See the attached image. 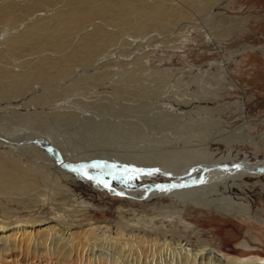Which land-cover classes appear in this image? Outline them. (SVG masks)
Returning <instances> with one entry per match:
<instances>
[{
  "label": "bare ground",
  "instance_id": "1",
  "mask_svg": "<svg viewBox=\"0 0 264 264\" xmlns=\"http://www.w3.org/2000/svg\"><path fill=\"white\" fill-rule=\"evenodd\" d=\"M223 3L224 0H0V100L22 99L20 106L34 109L33 113L25 111L24 116L14 114V118L39 120L42 124L40 129L37 125V131H52L50 124L67 129L63 137L59 135L61 140L57 137L59 142L55 137L53 140L45 136L34 139L37 131L31 135L32 131L28 130V137L18 139L19 129L8 126L2 130L0 127V264H16L19 256L27 252L35 257L49 253L64 260L73 259L75 263L82 254L86 260L84 264H264V261L249 257L253 248L249 242L238 243L237 247L244 251L229 249L225 254L223 248L207 239L195 244L184 238L180 231L171 230L170 239L158 235L160 221L153 224L156 233L147 236L106 223L87 222L73 228V220L65 226L57 221L40 222L38 219L43 214L38 210L41 205L49 212L60 211L67 218L76 219L83 213L85 205L82 202L63 209L50 205L60 199L58 195L66 197L70 192L67 184L77 180L132 203L165 199L168 204L160 215L171 214L168 223L172 227L192 224L181 215L185 208L245 221L255 219L245 180L264 176V163L250 162L246 155V160L235 162L231 151L217 158L218 154L210 150L217 143L227 146L247 144L258 150L260 147L255 137L248 134L249 122L244 120L243 126L227 130L204 117L193 119L189 113L183 112L175 115L171 105L164 109L153 105L155 110L164 111L151 113L153 117L144 118V122L152 121L159 129L168 126L171 129L163 138H152L141 131V124L136 127L130 120L107 119L138 113L134 110V103L140 98L153 100L150 96L153 89L159 91L166 84L165 77L160 79L159 87H153L150 83H140L143 80L140 77L108 70L110 66L126 64L129 58L113 56L121 52L133 58H143L152 51L143 52L142 48L139 53L138 50L143 45L147 48V42L153 39V28L164 31L171 28V24L190 21L188 19H196L197 15L208 12L212 13L209 17L212 21L217 16L214 10ZM243 23L242 20L225 18L198 33L204 35L205 43L213 46L214 39L230 37L241 31ZM186 26L182 28L186 29V35L194 33L192 26ZM105 86L115 90L114 95H119L124 103L113 102L114 106L111 101L102 103L100 100L103 99L88 102L92 98L90 92H98ZM82 94L87 96L86 101L78 100L77 96ZM191 95L181 103L191 105ZM155 99H161V96ZM192 109L198 113L208 111L199 107ZM238 110L241 118L246 119L244 109ZM179 121H183L181 126L174 127ZM81 142L94 148H115L114 152L123 148L126 154L116 152L118 159L123 157L126 161L151 168L136 170L121 165L106 168L100 163H85L86 159L81 158L80 162H75L73 158L77 159V154L73 156L74 152H67L66 147H72L82 158L105 155L91 152ZM179 143H182L181 147ZM193 144H199L201 148L194 150ZM14 152L21 154L16 156ZM83 152L90 155H82ZM258 155L255 151L253 159L257 160ZM94 164L98 166L90 167ZM95 169L103 173H95ZM51 171L57 174L53 175L54 182L50 186L57 184V188L44 185L45 180L52 177ZM119 180L138 181L142 185L134 189L117 188L114 181ZM8 204H14L15 209ZM16 210L19 212L15 213ZM257 219L264 224V219ZM196 229L193 227L192 230ZM46 261V264H59L50 259Z\"/></svg>",
  "mask_w": 264,
  "mask_h": 264
},
{
  "label": "rangeland",
  "instance_id": "2",
  "mask_svg": "<svg viewBox=\"0 0 264 264\" xmlns=\"http://www.w3.org/2000/svg\"><path fill=\"white\" fill-rule=\"evenodd\" d=\"M213 13H217V16H215L212 21L209 20V17L212 15V13L208 12L205 15L200 14L202 17L200 15H197L196 19L190 18L188 19L190 21L184 20L180 23H177L178 25L175 24L178 28L175 27L174 24V26L171 24V28L167 27L163 29L165 32L161 29L159 30L153 28V34H151L152 32L150 33L151 35H153V39L150 40L151 42H147V48L146 45L141 44L144 47L141 46L138 50L139 53L142 51V48L144 49L143 52L148 49L152 51L150 53H147V55H145L143 58H133L131 55H123L121 54V52L116 53L113 57L119 58L123 56H129V58L127 59L128 61L124 65L110 66L108 70L119 71L120 73L124 71L123 73H129L137 78L140 77L141 79L145 80H142L140 83H150V85H152L153 87H159V81H162L160 79L165 77L164 84H166L159 91L158 89H153V93H151L153 95H150L153 96V100L149 97L140 98L141 100L139 101L136 100L137 102H135L136 104L134 103L133 107H136L134 108V110L138 111V113L134 112V116L132 115V113H129L118 118L106 117L107 119L111 120L119 118L125 121L130 120V122L136 125V127L141 124L140 126L143 128L142 129L141 127H139L141 131H144L146 136L152 138H163L165 135H169L168 131L171 129L169 126L166 127V129H159L156 128V126H153L152 121H149V123L144 122V118H150V116L153 117V114L151 113L155 112L161 114V112L164 111L155 110L154 107L164 109V107H166L167 105H171L174 109L175 115H179L181 112H183L189 113L191 115L190 117H193V119L204 117L217 126L227 130L243 126V124L245 123L244 120H246L250 125L248 134L251 137H255L260 147L258 150H255L252 146H249L247 144H233V146H227L220 143L212 145L210 150L211 152H216L218 154L217 158L221 155H226L229 151H231V156L232 158H234L235 162H240L247 159L250 162L262 164L264 163V0H224V3L217 9H215ZM225 18L242 20L244 22L242 24L243 29L241 31H236L230 37L214 39L215 45L213 46L209 45V43H205L204 35L198 32H200L202 28H208V25H210L211 27L214 26V24L218 23V21ZM185 24L188 26H192L194 33L186 35V29H182L184 28L183 25L186 26ZM154 30H156L155 33ZM185 38L186 40H184ZM173 43H175V46H172ZM140 68H143L144 70ZM105 87L106 88H100L98 92H90L92 98L89 99L91 101L88 100V102H92L93 100L97 99H103L100 100L102 103H107L108 101H111L112 103H109L113 105L114 103H124L119 95H114L115 90H111L110 87L107 86ZM187 91H190V94H192V104L188 106L181 103L183 102V100L189 99L188 95L190 94H188ZM97 93H104L101 94L104 98L100 94V96H96ZM111 93H113V95ZM157 96H161V99L156 100L155 97ZM167 97H169L170 100ZM77 98L78 100L82 99L85 101L86 99H88L84 94H82V96H77ZM21 102L22 99H19L17 101L4 100V102L3 100H0V107H2L0 108V116L2 118L0 120H3L0 121V123L2 122L4 125L1 126V123L0 127H2V130L4 128H7L8 126H11V128H9L13 130L19 129L21 132L17 135V137H15L18 139L22 138L24 140L25 135L26 137L29 136V134H26V132L28 133V131H32V135L34 131L38 130L37 128L41 126L40 124L42 123H40L39 120V124H37V120L31 121V119L23 118L21 120L19 117L14 118V114H20L24 116L27 113H33L35 111L34 109L31 110L28 107L23 108L19 105V103ZM145 104H148V106ZM153 105L155 106L153 107ZM193 107L207 109L208 111L198 113L192 109ZM241 107L245 111L246 119H242L240 113L238 112V109H240ZM13 111L16 112L14 113ZM25 111L27 113H24ZM143 112L145 113L143 114ZM148 112L150 113L148 114ZM128 115H130V118ZM9 117L11 120L8 119ZM18 119L20 120L19 122ZM12 120H15L16 123H14L15 121L12 122ZM25 122L27 123V125L29 124L31 126L28 127L27 125H25ZM31 122L32 124H30ZM33 122L36 124V129L34 128L35 124L33 125ZM182 122L183 121H179L175 123L174 125L176 126L174 127H178L179 125L181 126ZM21 123L24 124L21 125ZM147 124L148 126H150L148 127ZM5 125L7 126L5 127ZM52 125L53 124H50V126L52 127V131H49V134L46 133L47 130L46 132H41L40 130L37 131V133H34L33 138L36 139L37 137L45 136V138L47 137V139L51 138V140H53L52 137H59L61 140V137L65 135L64 133H66L67 129ZM25 126H27L28 128ZM23 127H25V130H23ZM56 127H58L59 130ZM40 128L41 127H39V129ZM62 129L64 131H62ZM61 131L63 132V134ZM37 134L39 136H37ZM162 134L164 135L162 136ZM12 137L14 138V136ZM181 144L179 143L180 147ZM81 145L86 146L93 153L102 152L105 155H100V157L90 156L82 158L81 155H78L79 153H76L74 149H72V147H66L69 151H67V149L64 150H66L67 152L73 151V156L77 154L76 156H78V158H73V161L75 162H78V160L80 162L81 158L86 159L84 160L85 163H100L101 165L103 164L106 168L121 165L123 167L127 166L128 169H130L131 167V169L134 168L136 170H147V168L150 167L148 165H140L138 163L126 161L123 157H121V159H118L115 153L118 151L125 152V149L122 150L123 148H118L114 152L115 148H94L83 145L82 142ZM137 145L141 146L142 143H138ZM192 146V149H194L195 147L194 150L201 148L199 147V144H193ZM185 147L191 149L189 145H185ZM254 150L259 154L257 160L253 159V157L255 156ZM108 151H112V153L106 154ZM14 154L16 156H20L21 153L14 152ZM87 154L90 155V153H82V155L85 156H87ZM123 154H126V152ZM244 155H246V159L244 158ZM22 157H25V154ZM120 160L122 161V163ZM95 173L102 174L103 172L101 173L100 170L96 171L95 169ZM54 174H57V172L53 171L52 174L51 171L52 177L50 178V180H45L46 182L44 183V185L47 188H57V184H55L54 186H50L52 184ZM105 177L108 176L106 175ZM107 179H109V177ZM160 181L164 182L163 180ZM245 182L248 185L246 191L248 192L247 196L249 198V201L253 204V215L255 214V219L251 221H245L242 218L224 216L211 211L207 212L203 210H194L192 212L191 210L185 208L181 215L183 216V218H187V220L192 224H189L188 227L181 225L178 227H172L168 223V221L171 219V214L166 213L165 215H160L164 212L162 208H165L168 204L167 200L161 199L158 201L152 200L148 203H132L126 198H120L114 193H110L106 190L102 189L103 191H99L95 189L92 184H88L81 180L69 182L67 184L70 189L69 194L63 198L58 195V198H60L61 200L58 199L56 200V203L54 201L50 203V205L53 204L57 208L62 207L61 209H63L65 208L64 206H76L82 202L84 203L83 205H85V207L83 208V210L85 211H83V213L81 212L80 214H78V217L76 219L67 218V216L63 215L60 211L58 213L49 212V209H46V207L43 208L41 207L42 205H39V213L42 212L43 214L39 215L38 219L41 220L40 222H44L45 220L57 221L59 224L65 226L69 225L70 221L73 220V222L71 223V226H73V228H79V226H83L87 222L106 223L116 227L117 229L126 231L129 230L134 233L146 234L147 236H153V234L156 233V230L153 229V224L160 221L162 222L160 225H158V231L160 232L158 235L160 236L166 235V237L169 238V232L171 230L178 233L180 231L182 232L184 238L190 240L195 244H198L197 242L207 239V241H210L213 245H218L223 248L225 254V251L229 249L244 251L243 249L237 247L238 243H241L243 241L249 242L253 246L252 250L250 251L251 253H249V257L251 256V259H256L263 262L264 224H261L260 219L257 218L264 219V176L253 179L247 178ZM62 184H64V182H62ZM141 185L142 184L138 181H114V186L117 188L122 187L134 189L136 187H140ZM8 206L13 210L15 209L14 204H8ZM46 210L48 211L46 212ZM17 211L18 210H16L15 213H17ZM193 227L197 229L192 230ZM26 255L19 256V260L16 264H46V260L50 259L55 261L54 258H57L55 262L59 264H84V261H86L84 258H82V254L79 256L77 263H75L73 259L64 260L56 257L57 255H50L49 253H42L41 256L37 255V257H35L36 255L34 256L32 254H28V252Z\"/></svg>",
  "mask_w": 264,
  "mask_h": 264
},
{
  "label": "snow or ice",
  "instance_id": "3",
  "mask_svg": "<svg viewBox=\"0 0 264 264\" xmlns=\"http://www.w3.org/2000/svg\"><path fill=\"white\" fill-rule=\"evenodd\" d=\"M97 166H98V165H95V164H94V165H90V167H97Z\"/></svg>",
  "mask_w": 264,
  "mask_h": 264
}]
</instances>
